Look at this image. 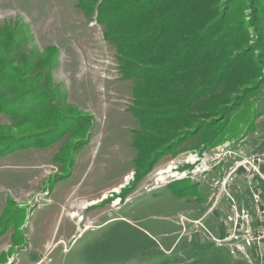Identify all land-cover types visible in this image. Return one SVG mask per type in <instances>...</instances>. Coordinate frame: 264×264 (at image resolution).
I'll list each match as a JSON object with an SVG mask.
<instances>
[{"label":"rangeland","instance_id":"374dc122","mask_svg":"<svg viewBox=\"0 0 264 264\" xmlns=\"http://www.w3.org/2000/svg\"><path fill=\"white\" fill-rule=\"evenodd\" d=\"M219 7L224 27L244 31L230 46L240 63L226 107L155 142L141 159L135 82L123 76L97 14L86 16L78 0H0V264H264V241L245 256L227 240L233 205L253 211V191L264 186L256 170L264 176V0ZM36 76L86 126L75 134L68 118L55 142L39 137L6 153L52 125L15 106L19 86L32 88Z\"/></svg>","mask_w":264,"mask_h":264},{"label":"trees","instance_id":"16d2710c","mask_svg":"<svg viewBox=\"0 0 264 264\" xmlns=\"http://www.w3.org/2000/svg\"><path fill=\"white\" fill-rule=\"evenodd\" d=\"M219 1L78 0L86 16L97 14L105 38L116 46L123 76L134 79L137 106L133 111L140 123L135 146L141 159L151 153L155 142L174 135L180 127H192L197 118L213 116L219 112L218 105H227L224 93L232 89L240 63L230 58V46L237 48L244 41V31L238 25L242 36H235L234 28L224 27L227 14L218 15ZM19 77L6 76L1 81L5 85ZM38 81L36 76L32 88L19 86L15 106L38 113L40 122L47 119V125H52L37 137L18 139L6 153L32 146L39 137L55 142L67 131L61 122L72 116L60 109L56 91L49 85L40 87ZM72 119L77 126L69 130L81 133L85 122ZM168 149H158L146 170Z\"/></svg>","mask_w":264,"mask_h":264},{"label":"built area","instance_id":"2783aa9c","mask_svg":"<svg viewBox=\"0 0 264 264\" xmlns=\"http://www.w3.org/2000/svg\"><path fill=\"white\" fill-rule=\"evenodd\" d=\"M258 161L259 166L262 159L259 158ZM256 170L258 181L263 182V174L258 171V168ZM252 204L254 205L253 211L246 206L238 208L233 205V214L227 216V220L233 222L234 233L227 239L233 241L230 245L232 254H237L240 251L247 256L248 247L264 241V186H256L253 191Z\"/></svg>","mask_w":264,"mask_h":264},{"label":"bare ground","instance_id":"6f19581e","mask_svg":"<svg viewBox=\"0 0 264 264\" xmlns=\"http://www.w3.org/2000/svg\"><path fill=\"white\" fill-rule=\"evenodd\" d=\"M191 160H193V158H191ZM192 162H194V160H193ZM174 169H177V168H175V167L173 166V167H169V168H167V169H165V170H162V171L159 173V175H161V176L158 178V180H159V181H163L164 179H166V176H164L163 174H164V173L172 172ZM199 170H200V169H198V171H199ZM171 176H175L177 179H180V178L185 177L186 174H180L179 172H176V173L174 172V173H171ZM127 178L129 179V176H128ZM128 179H127V180H128ZM121 186H123V184H122ZM121 186H120V187H121ZM118 189H119V187H118V188H114V189H113V192H116ZM110 193H111V192H110ZM103 197L106 199V198H107V194H104ZM94 202H96V201H93V202H91V203L95 204ZM117 204H119V201H115L114 205H117ZM91 205H92V204H91ZM91 205H89V206H91ZM89 206H88V207H89ZM77 216H79V214H78L77 212L71 213V217L76 218ZM80 217H81V216H79V218H80Z\"/></svg>","mask_w":264,"mask_h":264},{"label":"crops","instance_id":"0c3cea01","mask_svg":"<svg viewBox=\"0 0 264 264\" xmlns=\"http://www.w3.org/2000/svg\"><path fill=\"white\" fill-rule=\"evenodd\" d=\"M181 179V178H180Z\"/></svg>","mask_w":264,"mask_h":264},{"label":"flooded vegetation","instance_id":"af4514ba","mask_svg":"<svg viewBox=\"0 0 264 264\" xmlns=\"http://www.w3.org/2000/svg\"><path fill=\"white\" fill-rule=\"evenodd\" d=\"M186 177V176H185Z\"/></svg>","mask_w":264,"mask_h":264}]
</instances>
